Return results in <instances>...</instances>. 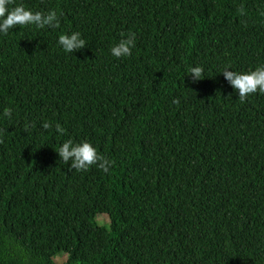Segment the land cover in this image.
<instances>
[{
  "label": "trees",
  "instance_id": "16d2710c",
  "mask_svg": "<svg viewBox=\"0 0 264 264\" xmlns=\"http://www.w3.org/2000/svg\"><path fill=\"white\" fill-rule=\"evenodd\" d=\"M15 2L59 22L0 35V264H264V93L221 73L264 64V0ZM69 138L109 170L69 171Z\"/></svg>",
  "mask_w": 264,
  "mask_h": 264
},
{
  "label": "clouds",
  "instance_id": "9594fccd",
  "mask_svg": "<svg viewBox=\"0 0 264 264\" xmlns=\"http://www.w3.org/2000/svg\"><path fill=\"white\" fill-rule=\"evenodd\" d=\"M57 13L53 10L47 12L34 11L15 0H0V35H7L15 26H35L36 28L54 27L58 24ZM58 46L65 53H74L86 46L80 32L60 34L57 39ZM135 46V36L129 33L110 47V54L115 58L128 57ZM224 79L235 90L239 99L243 101L252 93H264V64H260L253 70L233 71L225 68L222 72ZM185 76L190 77L192 82H198L204 78V69L201 65L189 66ZM4 117L11 116V110L4 108ZM51 125L44 122L42 127L48 129ZM55 131L63 134L64 129L60 124L55 125ZM60 160L69 165V171H86L96 165L99 169L107 172L112 161L98 153L97 149L88 140L79 142L69 138L59 146L56 151Z\"/></svg>",
  "mask_w": 264,
  "mask_h": 264
},
{
  "label": "rangeland",
  "instance_id": "374dc122",
  "mask_svg": "<svg viewBox=\"0 0 264 264\" xmlns=\"http://www.w3.org/2000/svg\"><path fill=\"white\" fill-rule=\"evenodd\" d=\"M95 221L99 227L105 228L107 230L110 228V223H109L108 217L104 214L98 215L96 217ZM65 233L66 232L62 227H60L59 230H56V229H54L52 231L46 230L47 235H56V234L64 235ZM66 259H67V255L65 253L61 252V253L57 254L56 256H54L52 260L55 264H65Z\"/></svg>",
  "mask_w": 264,
  "mask_h": 264
}]
</instances>
